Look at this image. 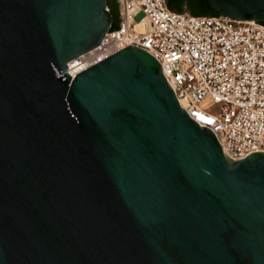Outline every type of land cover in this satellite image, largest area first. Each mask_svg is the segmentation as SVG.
<instances>
[{
  "label": "water",
  "instance_id": "1",
  "mask_svg": "<svg viewBox=\"0 0 264 264\" xmlns=\"http://www.w3.org/2000/svg\"><path fill=\"white\" fill-rule=\"evenodd\" d=\"M184 13L185 0H165ZM107 0H0V264H264V152L226 156ZM264 26V0H187Z\"/></svg>",
  "mask_w": 264,
  "mask_h": 264
},
{
  "label": "built area",
  "instance_id": "2",
  "mask_svg": "<svg viewBox=\"0 0 264 264\" xmlns=\"http://www.w3.org/2000/svg\"><path fill=\"white\" fill-rule=\"evenodd\" d=\"M120 22L67 64L74 79L130 47L154 55L181 107L234 161L264 152V26L170 11L165 0H118ZM108 12H110L109 7ZM142 27V30H139Z\"/></svg>",
  "mask_w": 264,
  "mask_h": 264
},
{
  "label": "trees",
  "instance_id": "3",
  "mask_svg": "<svg viewBox=\"0 0 264 264\" xmlns=\"http://www.w3.org/2000/svg\"><path fill=\"white\" fill-rule=\"evenodd\" d=\"M184 3H185L183 5V7L185 8L184 11L188 12V10H187V0H185ZM107 6L110 9L112 29H116L119 26V22H120V5H119V1L118 0H107Z\"/></svg>",
  "mask_w": 264,
  "mask_h": 264
},
{
  "label": "bare ground",
  "instance_id": "4",
  "mask_svg": "<svg viewBox=\"0 0 264 264\" xmlns=\"http://www.w3.org/2000/svg\"><path fill=\"white\" fill-rule=\"evenodd\" d=\"M139 30H142V27H139ZM73 60H75V59H73ZM73 60H71V61H73ZM71 61H70V62H71Z\"/></svg>",
  "mask_w": 264,
  "mask_h": 264
},
{
  "label": "crops",
  "instance_id": "5",
  "mask_svg": "<svg viewBox=\"0 0 264 264\" xmlns=\"http://www.w3.org/2000/svg\"><path fill=\"white\" fill-rule=\"evenodd\" d=\"M187 12V11H186Z\"/></svg>",
  "mask_w": 264,
  "mask_h": 264
}]
</instances>
